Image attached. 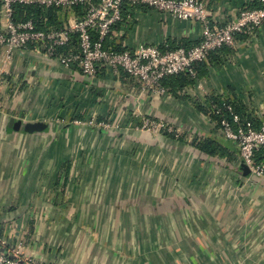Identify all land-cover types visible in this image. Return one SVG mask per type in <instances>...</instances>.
I'll return each instance as SVG.
<instances>
[{
	"label": "crops",
	"instance_id": "obj_1",
	"mask_svg": "<svg viewBox=\"0 0 264 264\" xmlns=\"http://www.w3.org/2000/svg\"><path fill=\"white\" fill-rule=\"evenodd\" d=\"M201 1L217 26L260 5ZM68 15L57 10V25ZM200 30L140 9L106 43L194 46ZM231 50L209 59L182 98L142 92L106 68L88 80L31 49L6 60L0 48V253L21 242L45 264H264V178L245 175L237 146L194 106L230 95L264 116V27ZM11 118L47 128L16 132ZM144 118L182 140L138 129ZM199 141L214 153L199 151Z\"/></svg>",
	"mask_w": 264,
	"mask_h": 264
},
{
	"label": "built area",
	"instance_id": "obj_2",
	"mask_svg": "<svg viewBox=\"0 0 264 264\" xmlns=\"http://www.w3.org/2000/svg\"><path fill=\"white\" fill-rule=\"evenodd\" d=\"M141 6L148 10L166 13L177 20H188L200 25V38L196 45L185 49L160 50L157 45L139 44L131 50L116 52L105 47L113 27L122 24L123 5ZM259 8H243L237 16L217 26L212 13L201 0H0V48L5 49L4 59L15 51L31 49L35 54L56 60L60 65L77 69L83 77L95 80L98 69L114 73L123 72L135 79L142 92L165 95L161 86L164 78L180 74L195 75L193 66L223 48L234 49L238 36L253 38L264 27V0ZM34 6L42 10L43 21L52 9L69 15L61 26L38 27L31 19L16 21L14 7ZM42 21V22H43ZM76 37L77 45L72 47ZM231 120L220 121V131L233 142L251 178H264V164L255 163V152L264 149V116L240 122L231 107L226 106ZM73 124H84L74 120ZM94 125V122H89ZM101 127L108 124L99 123ZM138 129L163 135L179 136L175 128L151 118H144ZM164 136V135H163ZM7 254L0 253V264H45L23 251L21 242L7 246Z\"/></svg>",
	"mask_w": 264,
	"mask_h": 264
},
{
	"label": "trees",
	"instance_id": "obj_3",
	"mask_svg": "<svg viewBox=\"0 0 264 264\" xmlns=\"http://www.w3.org/2000/svg\"><path fill=\"white\" fill-rule=\"evenodd\" d=\"M259 6L256 7H248V8H259ZM142 10L145 9L141 6H131V5H123L122 9H121V16L122 19L124 21V15L128 12L132 13L135 12L137 10ZM14 11H15V20L16 21H26L31 19L38 27L42 28V27H48V26H59V24L57 25L56 23V11L55 9H52L48 12L47 14V18L46 20L43 21V12L42 10H40L37 7L34 6H21V5H16L14 7ZM43 21V22H42ZM123 23V22H122ZM121 24H117L116 26L113 27V30H116L119 28ZM238 37H244L243 35H240ZM77 38L74 37L73 41H72V47H75L77 45ZM197 44V43H196ZM195 44V45H196ZM105 47H112V44H105ZM160 48V50L164 51V50H174L176 48L182 47L185 49L191 48L193 46H189L185 41H181L178 44H171L170 47H165V46H158ZM112 50L116 51V52H120L122 51V49L120 47H112ZM227 51L230 52L232 51L229 48H223L219 51L213 52L211 53L207 60L204 62H200V63H196L193 66V69L195 71V75L194 76H190L189 74H180L177 76H171V77H167L164 78L161 81V86L164 87L167 90V94L172 95L173 97H182L185 98L187 96H183L181 95V91H183L186 87H191L193 86L197 79H201L205 74H206V62L209 61V59H211V61L213 62H217L218 58H217V54L222 53ZM220 61V59L218 60ZM194 106L196 108L197 111H199L200 113L206 115L209 117V119L211 121H213L216 124L217 128H220V121L222 119H227V120H231V117L229 115V113L226 111L225 107L229 106L231 107V109L233 110V112L239 117L240 122H246V121H252L255 124H258V122L256 121V119L251 115L248 114L246 112V108L238 101V98L236 97H231L229 96H223V97H208L205 99L204 102H199V101H195L194 102ZM163 135L167 138L170 139H175V140H182V135L175 137L174 134H170V133H166L164 132ZM194 144H196V146L198 147L199 151L202 152H206L208 154L214 153L215 150H212L211 148H209V145L212 146L211 144H213L212 142L208 141H199V142H194ZM208 144V145H207ZM255 163H260V164H264V149L261 148L258 151L255 152Z\"/></svg>",
	"mask_w": 264,
	"mask_h": 264
},
{
	"label": "water",
	"instance_id": "obj_4",
	"mask_svg": "<svg viewBox=\"0 0 264 264\" xmlns=\"http://www.w3.org/2000/svg\"><path fill=\"white\" fill-rule=\"evenodd\" d=\"M8 127L13 131H22L24 133H38V132H44L47 128V126L43 123H26L22 124L20 121H14L13 118L9 120ZM242 168L244 170L245 175L249 174L247 168L242 164Z\"/></svg>",
	"mask_w": 264,
	"mask_h": 264
}]
</instances>
